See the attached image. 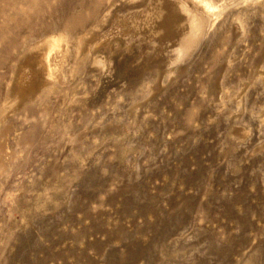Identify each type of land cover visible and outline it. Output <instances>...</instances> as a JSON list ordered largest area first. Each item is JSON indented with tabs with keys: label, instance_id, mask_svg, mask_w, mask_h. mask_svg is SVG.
Wrapping results in <instances>:
<instances>
[{
	"label": "rangeland",
	"instance_id": "rangeland-1",
	"mask_svg": "<svg viewBox=\"0 0 264 264\" xmlns=\"http://www.w3.org/2000/svg\"><path fill=\"white\" fill-rule=\"evenodd\" d=\"M196 1L170 65L148 0H0V264H264V0Z\"/></svg>",
	"mask_w": 264,
	"mask_h": 264
},
{
	"label": "bare ground",
	"instance_id": "bare-ground-1",
	"mask_svg": "<svg viewBox=\"0 0 264 264\" xmlns=\"http://www.w3.org/2000/svg\"><path fill=\"white\" fill-rule=\"evenodd\" d=\"M206 9V6L196 0H148L142 9L128 12L124 17H118L116 28L119 30L120 39L126 46L141 43L144 37L142 32H146V30H151L152 35L162 34L159 43L154 40V43L145 51L154 59V62H156L155 59H164L170 61V65H174L188 57L204 35L209 24ZM152 11H156L159 17L151 25L148 24L146 16ZM149 25H151L150 28ZM164 36L166 37L163 38ZM34 40L32 39V41ZM160 44L163 46L162 48L159 47ZM20 68V75L15 81V91L20 97L26 96L33 86V88H37L38 85H47L49 70L42 57L27 59Z\"/></svg>",
	"mask_w": 264,
	"mask_h": 264
}]
</instances>
